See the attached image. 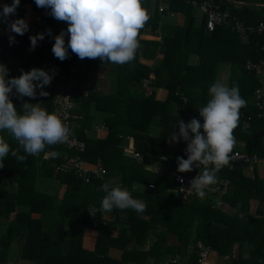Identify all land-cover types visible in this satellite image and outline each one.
Masks as SVG:
<instances>
[{"label": "trees", "instance_id": "1", "mask_svg": "<svg viewBox=\"0 0 264 264\" xmlns=\"http://www.w3.org/2000/svg\"><path fill=\"white\" fill-rule=\"evenodd\" d=\"M149 1L141 0L144 10ZM196 1L219 4L222 11L229 12L230 17L235 16L249 28L264 21V0ZM12 2L0 0L8 5ZM28 5L36 13L50 10L37 7L34 0H20L9 22L22 19ZM160 5L164 6L161 12ZM193 10L184 0H156L152 14L146 12L147 21L159 30L162 42H139L135 67H128L130 62L120 65L116 86L106 96L96 93L84 96L80 83L100 64L111 62L85 58V71L80 74L78 57L70 49L64 61L55 58L54 64L60 73L43 89L48 96H40L37 89L35 98L21 100L13 90L10 99L18 112L28 102L52 113L61 85L71 83L69 91L74 102L71 136L83 142L84 149L79 152L68 149L65 144L46 145L44 152L27 156L24 161H18L9 152L0 176L13 181L15 188L9 190L0 183V228L5 224L0 229V264L6 263L13 243L16 244L15 258L23 264H200L202 249L198 244L209 247V254L215 252L219 258L226 259L225 264H264V215L256 216L251 211L253 202L264 209V177L257 170L259 164L235 163L231 169L226 165L216 173L217 182L229 181L220 207L215 206L213 197L200 198L196 193L182 201L175 193L176 184L169 174L170 171L179 173L177 157L184 158L182 149L187 144L182 140L179 147L173 148L170 137L174 131L179 132L176 125L179 120L187 124L196 118L203 123L199 108L211 99L209 88L220 63L231 65L235 76L229 88L239 86L240 96L246 101L233 135L248 147L238 151L255 156L264 164V136L252 139L256 131L264 130V117H260L264 109L258 110L252 101L254 90L262 84L246 69L247 63L264 62V34L251 30L243 40L230 25L217 26L209 33L206 16L197 10L202 17L196 25ZM170 14L175 16L174 22H159L161 16ZM43 19L44 39L30 53L25 49L28 38L11 33L16 42L10 45L8 24L0 23V64L8 69L6 79L19 77L22 71L32 68H42L52 74L46 68L45 54L51 43L53 47L58 33L53 36L47 33L63 21L52 16ZM139 54L145 59L159 56L156 74L137 63ZM190 56L198 58L195 65L190 64ZM143 78L151 80L149 94L142 85ZM160 88L168 92L164 102L155 99V92ZM92 109L104 114L102 122L106 127L96 137L88 135L94 122L90 115ZM248 116L250 127L242 130V122ZM151 127L158 131L151 134ZM0 138L9 144L10 150L27 155L6 131L0 132ZM129 138L133 139L134 151L140 155L141 162L127 154ZM51 151L58 152L59 156L55 159L46 156ZM65 156L80 157L106 173L103 177H91L85 183L73 172L57 170ZM160 156L167 157L168 161L159 160ZM156 162L163 163L164 169L157 173L145 169ZM246 166H252L250 176L244 173ZM106 182L128 190L134 199L145 203V210L138 213L131 209H113L91 216L88 208L100 207L105 193L98 189ZM53 184L58 185L55 193L47 190ZM150 184L155 190L148 188ZM33 214L40 216L34 218ZM117 252L120 254L116 255Z\"/></svg>", "mask_w": 264, "mask_h": 264}, {"label": "clouds", "instance_id": "2", "mask_svg": "<svg viewBox=\"0 0 264 264\" xmlns=\"http://www.w3.org/2000/svg\"><path fill=\"white\" fill-rule=\"evenodd\" d=\"M39 8L50 9L49 15L58 21L68 24L66 32L62 30L55 36L52 52L56 58L64 61L69 56V49L79 59H97L113 64L123 65L131 62L139 47L138 33L149 19L141 5V0H34ZM20 0H13L11 5L4 4L0 12V23L8 24L9 43L14 44L15 36L24 35L29 26L24 19L9 18L16 14ZM51 36V30L47 33ZM69 36L67 46L65 35ZM40 33L30 37L31 49L37 42L44 39ZM55 70L50 75L42 68H32L19 77L8 76V69L0 64V132H7L27 154L19 155L18 150H10L9 144L0 138V168L4 167V160L9 155L18 161H24L27 156H36L45 151V147L69 142L72 135L69 127L53 113L39 107V104L24 102L21 111L10 99L15 94L18 99L24 97L35 98L37 89L39 95L48 96L43 89L50 85ZM211 99L199 108L200 120L193 118L185 124L179 120V132H173L171 142L181 140L187 142V159L177 157V172L193 171V167L203 169L190 181V189L203 198L205 190L217 181L216 173L229 164V154L232 152L236 140L233 135L238 126L239 112L246 106V101L240 96L239 86L227 87L220 81L214 82L209 88ZM175 125V127H176ZM174 127V128H175ZM202 130V131H201ZM191 134V135H190ZM50 158H57L59 153H46ZM166 159V157H161ZM212 166L209 168V166ZM181 183L183 180L181 179ZM183 190V189H182ZM98 191L105 193L100 207L90 206L89 214L95 216L112 212L113 209H131L143 212L146 205L143 201L134 199L130 192L120 186H112L106 182Z\"/></svg>", "mask_w": 264, "mask_h": 264}, {"label": "built area", "instance_id": "3", "mask_svg": "<svg viewBox=\"0 0 264 264\" xmlns=\"http://www.w3.org/2000/svg\"><path fill=\"white\" fill-rule=\"evenodd\" d=\"M186 3L192 6L194 10L200 11V13L206 16V30L207 32H213L217 26L221 25H230L231 29L235 31L239 36L242 37L243 40L247 38L248 31H257L259 33L264 34V21H260L256 27L249 28L244 26V24L237 20L235 16L230 17L229 12L222 11L220 9L219 4H215L209 1H204L202 3L197 2L196 0H184ZM264 7V4H263ZM163 9L160 7L159 11L161 12ZM68 24L66 22H62L58 24L57 27L51 30V36L56 33H60L62 30L66 32ZM247 71L254 74L255 78L259 81L264 79V62L260 64H251L247 63L246 65ZM150 79H144L142 82L143 87L147 90L148 94L150 93L149 86H150ZM185 100V99H184ZM55 110L52 112L56 114L64 124H66L69 129L71 127V119L73 117L72 111L74 110V102L72 100V95L68 90H61L59 94L56 96L55 101ZM253 104L258 110H262L264 108V91L262 88H256L253 92ZM251 117L248 116L242 122V130H246L250 127ZM105 125H97L95 126V131L98 132L100 130H105ZM65 146L70 150H78L82 152L84 149L83 142L78 141L75 137L70 136L69 142L64 143ZM130 152V156L134 158L137 162H141L142 159L138 153L134 151L133 147L127 148ZM186 154V150L184 151ZM165 157V156H162ZM229 164L227 167L231 169L233 164L235 163H242V164H254L259 163V159L255 156H249L244 152L235 150L230 156ZM163 162H167L166 159H161ZM57 170L62 173H70L73 172L78 178L84 180L85 183H88L91 177H103L105 175V170L103 168L97 167L95 169H90L85 166V162L80 157H64V162H61ZM175 184L176 189L175 193L179 196V198L184 201L187 200L188 197L192 194H195V191H188L190 189V181L198 175V173H169ZM181 179L183 183H181ZM150 190H155V186L150 184L148 186ZM229 188V181L223 180L221 182H216L213 185H210L209 188L205 190L206 195L208 197H213L214 203L216 207H220L223 204L222 197L228 192ZM183 189V190H182ZM198 247L201 248V252L199 254L198 262L200 264H208L207 259L209 255V247L203 248L201 244H198Z\"/></svg>", "mask_w": 264, "mask_h": 264}, {"label": "crops", "instance_id": "4", "mask_svg": "<svg viewBox=\"0 0 264 264\" xmlns=\"http://www.w3.org/2000/svg\"><path fill=\"white\" fill-rule=\"evenodd\" d=\"M155 2H156V0H150L149 2L146 3L145 11L148 12L150 15L152 14V12L154 10ZM3 5H4L3 3H0V6H3ZM159 7L163 8L164 6L160 5ZM49 12H50V10H44L40 13H36L32 10V7L30 5H28L25 8V12H24L22 19H24L26 21V23L28 24L29 30L24 35H22V36L20 35V37H27L29 40L28 41L29 44L26 43V45L27 44L28 45L25 48L27 53H30L32 51V50H30L31 49L30 37L43 32L44 23H45V20L43 18H44V16H51V15H49ZM193 12H194V16H195V24L198 25L201 22L202 16L197 10H193ZM174 21H175V16L173 14H170L169 16H161V20L159 22L160 23H165V22H171L172 23ZM68 39H69V36L66 34L65 35V42L68 43ZM137 39H138V42H143V43L144 42H147V43H153V42H159L160 43V42H162V36H161L159 30L157 28H153V25L148 21L145 23L144 27L142 29H140ZM39 43H40V41L37 42V45ZM51 45H52V43L50 44V47L47 49L46 54H45L46 68L51 73L53 72V70H55L54 76H56L60 73V69H59V67H57L54 64L56 57L54 56V54L52 52ZM136 56H137V53L135 54V57ZM197 61H198V58L196 56H190L189 57L190 64L195 65L197 63ZM133 62H134V59L130 62V65L128 67H132V69H133V67H135V64H133ZM159 62H160V59H159L158 55L156 56L155 59H145L142 56H140V54H139V57L137 60V63L139 65H141L143 67L144 66L148 67V69L150 71H152L154 74H156V69L159 65ZM77 67L80 68L79 69L80 74H83L85 71L84 61L78 58L77 59ZM119 68H120V64H113V63L100 64L96 71H91V72L87 73V75L83 79L82 83H80L81 94H83L84 96H86L87 93H96V94L102 95V96H106V95L110 94L116 86L117 74L119 72V70H118ZM133 71H135V70H132V72ZM234 76H235V74L232 73L231 65L220 63L218 68H217V72H216V76L214 78L215 79L214 82L220 81V82L224 83L227 87H229V85L231 83V79ZM144 79L145 78H143L142 81ZM259 82H260V84H262L261 88L264 91V79L259 81ZM71 86H72L71 83H66L64 85H61V90H68L69 91L71 89ZM167 94H168V92L166 89H164V88L157 89L155 92V99L157 101L164 102L167 98ZM180 110H182V107L180 108ZM90 115L94 119V122L92 124L90 131H88V135L91 137H96L98 135H97V132L95 131V126L103 124L102 119H103L104 114H102L100 112H96L95 110L92 109L90 111ZM260 117L261 118L264 117V110L260 114ZM261 130H263V129H261ZM156 131H158L156 128H154V127L150 128L151 134H155ZM258 131H260V130H258ZM258 131H256V132H258ZM174 132L178 133V131H174ZM181 142H182V140L180 142H177V143H172L170 140L169 144L173 148H177V147H179ZM130 147H133V139L132 138L128 139V146L126 148H130ZM186 147H187V144H185L183 146V149H182V154H183L185 159H187V155L184 154ZM247 147H248L247 143L240 141V140H236V144H235L233 150L245 151L247 149ZM126 151H127V154H130V152L127 149H126ZM161 157L162 156L159 157V160H161ZM257 164H259L257 170H258L260 176L264 177V164H261V161H259V163H257ZM85 166L87 168H90V169H95L98 167L96 165H92V164H89L86 162H85ZM209 168H210V166H209ZM145 169L149 172H154V173L156 172L157 173L158 170L164 169V164L160 163V162H156L153 165H147L145 167ZM202 170H203L202 168L199 169V168H196L195 166L193 167V171L195 173H199V171H202ZM170 173H175V172L170 171ZM186 173H188V172H186ZM244 173H245V175L250 176L252 173V166H249L248 168H247V166L244 167ZM216 177H217V175H216ZM217 180H219L218 177H217ZM57 186L55 185V188H56L55 192L57 190ZM251 211H252V214H254L256 216L264 215V209L262 207H260L259 203H257V202H253L251 204ZM33 215H35V214H33ZM213 254H214V256H216L215 252H213Z\"/></svg>", "mask_w": 264, "mask_h": 264}, {"label": "rangeland", "instance_id": "5", "mask_svg": "<svg viewBox=\"0 0 264 264\" xmlns=\"http://www.w3.org/2000/svg\"><path fill=\"white\" fill-rule=\"evenodd\" d=\"M264 12V11H263ZM188 173H195L194 171H191V172H188ZM0 183L3 184L7 189L11 190V189H14L15 188V183L11 180H8V179H5L3 177L0 176ZM55 185L53 184L52 186H49L47 188V190L51 193H55ZM215 201V200H214ZM226 210V209H225ZM40 215H33L34 218H38ZM5 228V224L3 223L2 227L0 228L1 230ZM152 240H150L149 244H151ZM16 249V244L13 243L12 244V247H11V252L6 260V263L5 264H23V262H21L20 260H17L15 258V251ZM120 252H117L116 255H119ZM118 257V256H117ZM207 263H215V264H225L226 263V259L224 258H219L218 256H214L213 252H211L208 256V259H207ZM182 264H184V262H182Z\"/></svg>", "mask_w": 264, "mask_h": 264}, {"label": "water", "instance_id": "6", "mask_svg": "<svg viewBox=\"0 0 264 264\" xmlns=\"http://www.w3.org/2000/svg\"><path fill=\"white\" fill-rule=\"evenodd\" d=\"M264 135V131L260 130L252 135L253 140H258Z\"/></svg>", "mask_w": 264, "mask_h": 264}]
</instances>
